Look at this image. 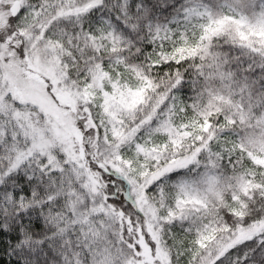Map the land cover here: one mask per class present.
Here are the masks:
<instances>
[{
    "label": "snow or ice",
    "instance_id": "1",
    "mask_svg": "<svg viewBox=\"0 0 264 264\" xmlns=\"http://www.w3.org/2000/svg\"><path fill=\"white\" fill-rule=\"evenodd\" d=\"M0 264H264V0H0Z\"/></svg>",
    "mask_w": 264,
    "mask_h": 264
}]
</instances>
